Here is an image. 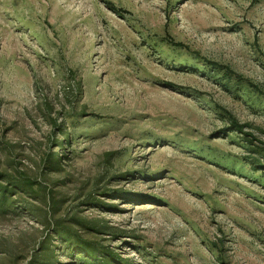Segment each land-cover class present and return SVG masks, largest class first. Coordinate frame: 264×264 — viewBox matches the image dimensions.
<instances>
[{
	"label": "rangeland",
	"instance_id": "374dc122",
	"mask_svg": "<svg viewBox=\"0 0 264 264\" xmlns=\"http://www.w3.org/2000/svg\"><path fill=\"white\" fill-rule=\"evenodd\" d=\"M0 175V264H97L48 195L111 264H264V0H0Z\"/></svg>",
	"mask_w": 264,
	"mask_h": 264
},
{
	"label": "trees",
	"instance_id": "16d2710c",
	"mask_svg": "<svg viewBox=\"0 0 264 264\" xmlns=\"http://www.w3.org/2000/svg\"><path fill=\"white\" fill-rule=\"evenodd\" d=\"M215 70L217 67L214 68ZM233 129L237 132H240L243 127L237 125L235 122H232ZM60 132L63 131V127L57 128ZM61 138L65 141V144L69 146L71 144V140L68 135L65 133H61ZM62 161L63 159H58L57 162L50 159L49 165L50 168L55 172H63L62 170ZM0 178L5 180L4 186H0V207L6 205L9 199H13L15 196H28L31 200H36L35 195V185H32L28 181L21 179V180H14V179H7L5 176L0 175ZM46 202L47 213L46 216L43 217L42 224L45 228L52 229L53 234L61 239L64 244H67V248L63 249L62 251H67L70 253L74 252H81L85 254L90 260H95L97 264H111V258L109 255L98 248L93 247L92 244L88 243H81L78 237L74 234L73 229L71 226L67 225V216L61 220H57L56 217L60 215V207L59 201L51 198L48 195ZM27 210H30L33 214H36L40 217V213L34 205L30 203H26L24 205ZM40 214V215H39ZM78 226L83 228L84 230L91 231L89 227L82 225L81 223H76ZM102 230H105V227L101 226ZM52 256H54V251L45 244L42 247L41 251L34 257V260L31 261L30 264H42V262L49 263L52 260ZM102 258V259H101Z\"/></svg>",
	"mask_w": 264,
	"mask_h": 264
}]
</instances>
